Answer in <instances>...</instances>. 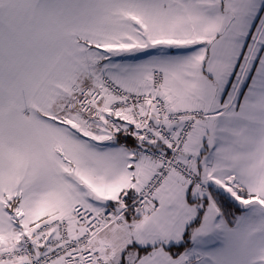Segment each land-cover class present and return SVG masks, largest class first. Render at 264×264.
I'll list each match as a JSON object with an SVG mask.
<instances>
[{"label": "snow or ice", "instance_id": "obj_1", "mask_svg": "<svg viewBox=\"0 0 264 264\" xmlns=\"http://www.w3.org/2000/svg\"><path fill=\"white\" fill-rule=\"evenodd\" d=\"M0 264H264V0H0Z\"/></svg>", "mask_w": 264, "mask_h": 264}]
</instances>
